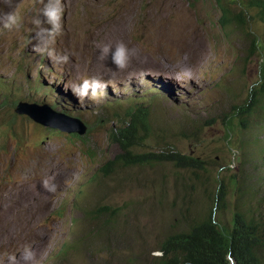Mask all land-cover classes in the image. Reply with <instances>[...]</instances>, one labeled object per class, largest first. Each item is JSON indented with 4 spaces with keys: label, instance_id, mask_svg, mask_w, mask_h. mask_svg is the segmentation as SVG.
<instances>
[{
    "label": "rangeland",
    "instance_id": "obj_1",
    "mask_svg": "<svg viewBox=\"0 0 264 264\" xmlns=\"http://www.w3.org/2000/svg\"><path fill=\"white\" fill-rule=\"evenodd\" d=\"M14 2L20 27L0 28V214L20 207L8 229L20 247L17 257L27 246L39 264H154L168 235L211 209L229 230L238 210L264 223L263 98L249 127L237 126L228 138L235 119L228 116L262 82L264 20L250 0H62V32L53 48L68 55L67 64L33 50L31 20L41 0ZM220 2L232 23L221 22ZM9 10L0 0V11ZM118 42L138 56L104 97L81 104L70 86L94 74L107 81L118 69L111 55L98 59L97 45ZM24 104L77 118L84 132L40 124L20 112ZM140 106L150 109L151 130L135 153L177 149L200 165L112 162L122 152L114 134ZM46 172L55 192L42 186ZM222 184L227 198L218 208ZM5 244L2 260L11 251ZM260 257L264 264L263 251Z\"/></svg>",
    "mask_w": 264,
    "mask_h": 264
},
{
    "label": "trees",
    "instance_id": "obj_2",
    "mask_svg": "<svg viewBox=\"0 0 264 264\" xmlns=\"http://www.w3.org/2000/svg\"><path fill=\"white\" fill-rule=\"evenodd\" d=\"M257 10L258 17L264 20V0H250ZM221 22L226 25L233 21L231 10L220 2ZM243 13L238 17L243 23ZM256 44V40H255ZM261 86L252 90L250 101L235 107L229 117H239V126L248 127V117L252 115L264 99V65L261 71ZM230 123L234 122L229 119ZM229 132H233L228 127ZM150 110L140 106L129 112L125 126L114 134L122 152L112 161L116 164L143 165L158 162H171L181 167L190 168L200 165L201 160L177 149L166 151H149L135 153L134 147L145 140L150 133ZM230 134L228 133V138ZM227 191L224 184L215 197L218 208L225 205ZM65 249V248H64ZM160 256L155 257L154 264H262L261 251L264 252V223L243 211H236L229 230L216 219V211L211 209L208 216L189 229L168 235L159 246ZM65 251L58 253L64 256Z\"/></svg>",
    "mask_w": 264,
    "mask_h": 264
},
{
    "label": "clouds",
    "instance_id": "obj_3",
    "mask_svg": "<svg viewBox=\"0 0 264 264\" xmlns=\"http://www.w3.org/2000/svg\"><path fill=\"white\" fill-rule=\"evenodd\" d=\"M4 3L9 7L10 10L0 11V28L9 31L18 29L22 23V17L19 11L17 10L18 6L14 2V0H4ZM41 4L42 7L38 10L36 15L33 16L31 20L35 33L33 39L37 41V43L34 45L33 50L38 54L47 55L52 59L54 64L57 63L67 64L69 60L68 55L65 54L63 56H58L53 48L56 37L60 35L62 32V19L64 15V5L62 3V0H41ZM97 48L99 49L98 59L103 61L106 60L109 57V55H111L112 62L116 65L118 70L109 73L107 76V81L105 80L104 75L94 74L89 78L83 79L82 82H80L79 84L71 85L70 87L73 94L78 97L81 104L84 103L86 97L90 98L92 101H97L100 98L104 97L107 94L106 88L108 84H111L110 81H112L117 77L118 72H122L129 67L130 61L133 57L138 56L137 50L129 49L124 42H118L117 44H115L114 47L110 44H104L102 46L97 45ZM178 67L180 71H185L183 66L178 65ZM140 82L142 83V81ZM239 118L240 116L236 117L233 120L234 125L231 124L229 126L231 127L232 131L235 130L237 126H239ZM236 119H238L237 123H236ZM229 134L232 135V132L230 131ZM42 186L50 192L56 191V185L51 184L49 179L47 178L42 181ZM21 259L23 261V264H39V260L37 258L36 253L30 247L27 246L21 252ZM8 264H16L15 255H11L8 257ZM232 264H235L234 260H232Z\"/></svg>",
    "mask_w": 264,
    "mask_h": 264
},
{
    "label": "water",
    "instance_id": "obj_4",
    "mask_svg": "<svg viewBox=\"0 0 264 264\" xmlns=\"http://www.w3.org/2000/svg\"><path fill=\"white\" fill-rule=\"evenodd\" d=\"M20 112H25L35 121L57 128L62 132L83 133L85 129V125L79 119L56 112L47 105L24 104L20 106Z\"/></svg>",
    "mask_w": 264,
    "mask_h": 264
},
{
    "label": "bare ground",
    "instance_id": "obj_5",
    "mask_svg": "<svg viewBox=\"0 0 264 264\" xmlns=\"http://www.w3.org/2000/svg\"><path fill=\"white\" fill-rule=\"evenodd\" d=\"M47 175H48V172H46L45 173V178L43 177V179H46V177H47ZM42 179V180H43ZM41 180V181H42ZM38 182V181H37ZM36 182V183H37ZM42 191V190H41ZM40 191V192H41ZM45 192L44 191H42L41 192V197L43 196V194H44ZM55 194V193H54ZM34 196V195H33ZM40 197V198H41ZM54 196L52 195V198H53ZM37 199V198H36ZM31 199H29L27 202V205H31L32 204V202L30 201ZM44 203L46 204V201L44 200ZM34 204V203H33ZM38 204V203H37ZM19 205V204H18ZM23 205H25V204H23ZM37 206V205H36ZM24 207V206H23ZM37 208V207H36ZM22 209H24V208H22ZM21 209V210H22ZM27 209H28V207H27ZM24 210H26V209H24ZM20 213V207H18L16 204H12V205H8L7 206V208L5 209V210H3L2 211V213L0 214V217H1V220H2V222H1V224H0V232L1 233H3L2 234V240L0 241L1 242V244L2 243H8V245L10 244V247H11V251H9V253L7 254V255H4V260H2V259H0L1 261H0V264H8V257L9 256H11V255H15L16 256V264H23V261H22V259L21 258H19V256L17 257V250H18V248L20 249V247H18V246H15V238H14V234L13 233H11L10 231H8V229H9V222L13 219V218H17V216H18V214ZM22 216V215H21ZM20 217V216H19ZM12 218V219H11ZM22 218V217H21ZM17 221V220H16ZM18 221H19V219H18ZM18 223V222H17ZM22 226V225H21ZM11 231H13V230H11ZM5 245H7V244H5ZM9 247V248H10ZM22 247V246H21ZM6 253V252H5ZM19 258V259H18Z\"/></svg>",
    "mask_w": 264,
    "mask_h": 264
}]
</instances>
